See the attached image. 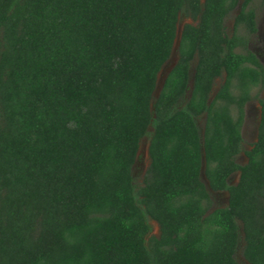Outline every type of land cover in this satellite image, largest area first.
Instances as JSON below:
<instances>
[{
    "label": "trees",
    "instance_id": "16d2710c",
    "mask_svg": "<svg viewBox=\"0 0 264 264\" xmlns=\"http://www.w3.org/2000/svg\"><path fill=\"white\" fill-rule=\"evenodd\" d=\"M253 2L0 0V264H264V98L249 150L241 134L264 86Z\"/></svg>",
    "mask_w": 264,
    "mask_h": 264
},
{
    "label": "rangeland",
    "instance_id": "374dc122",
    "mask_svg": "<svg viewBox=\"0 0 264 264\" xmlns=\"http://www.w3.org/2000/svg\"><path fill=\"white\" fill-rule=\"evenodd\" d=\"M242 1V0H241ZM251 8L254 10L256 15V33L255 34H246L244 31H240L243 36L247 38V48L250 52L256 55L262 66L264 67V0H254ZM239 12V6L226 18L225 20V31L228 36H232L233 34V25L234 18ZM191 23L193 21L187 18L183 13L179 15L178 23H177V39L180 35L182 28L185 24ZM175 40V44L173 47V51L169 61L164 65L161 72L158 75V83L157 88L154 93V98H156L160 92L164 79L169 72V70L174 66L177 61V43ZM222 79L216 80L215 89L217 90L219 85L221 84ZM191 84V83H190ZM188 94L186 95L187 98ZM253 98L249 101L244 109V122L241 129V134L243 138L242 149L243 151L249 150L250 146L256 141L257 136V128L260 120V105L259 100L264 98V86L262 88H256L252 91ZM197 125L200 133L203 132L204 129V117L197 119ZM151 131V129H149ZM246 157L243 152H241L237 158L236 162L240 165L246 163ZM149 165L148 158V139L145 137L140 145V150L138 153V158L133 167V178L135 185L139 186L142 184L143 179L145 177L146 171ZM239 173H235L229 179L230 185H235L238 182ZM202 179L205 181L204 177ZM210 198L212 202V206L210 211L216 208H224L228 204V194L226 192H211ZM149 225L151 226V232L149 237L154 236L157 237L159 233L158 225L149 221ZM235 259L240 264H248L242 257L241 250L239 249L235 255Z\"/></svg>",
    "mask_w": 264,
    "mask_h": 264
},
{
    "label": "water",
    "instance_id": "95a60500",
    "mask_svg": "<svg viewBox=\"0 0 264 264\" xmlns=\"http://www.w3.org/2000/svg\"><path fill=\"white\" fill-rule=\"evenodd\" d=\"M176 39H177V36H176ZM179 39H180V35L178 36V40H176V43L178 42V43H177V50H178V45H179ZM174 44H175V43H174ZM170 70H171V69H170ZM170 70H169V71H170ZM168 73H169V72H168ZM168 73H167V74H168ZM164 80H165V79H164ZM162 85H163V84H162Z\"/></svg>",
    "mask_w": 264,
    "mask_h": 264
}]
</instances>
